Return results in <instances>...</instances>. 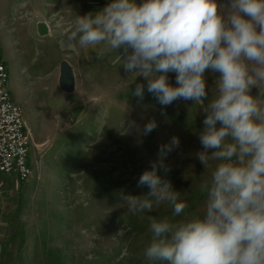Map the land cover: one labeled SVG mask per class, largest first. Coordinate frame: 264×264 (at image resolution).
<instances>
[{
    "label": "rangeland",
    "instance_id": "rangeland-1",
    "mask_svg": "<svg viewBox=\"0 0 264 264\" xmlns=\"http://www.w3.org/2000/svg\"><path fill=\"white\" fill-rule=\"evenodd\" d=\"M109 2L0 0V58L10 99L32 136L30 176L0 178V264H148L150 218L172 217V208L163 202L133 213L119 193L149 191L137 187L138 179L173 136L180 146L165 160L171 168L165 178L181 193L186 213L203 210L200 188L216 161L205 169L196 157L205 117L199 103L177 100L162 109L147 81L133 82L120 67L118 53L98 57L68 41L78 15ZM40 22L49 35H35ZM65 66L73 75L68 90L58 84ZM175 75L169 73L173 85ZM217 76L205 73L210 99ZM137 83L145 85L143 100L133 95ZM153 119L158 127L144 135Z\"/></svg>",
    "mask_w": 264,
    "mask_h": 264
},
{
    "label": "clouds",
    "instance_id": "clouds-1",
    "mask_svg": "<svg viewBox=\"0 0 264 264\" xmlns=\"http://www.w3.org/2000/svg\"><path fill=\"white\" fill-rule=\"evenodd\" d=\"M68 41L98 57L118 53L120 67L133 82L144 78L162 109L193 101L205 114L196 157L205 169L216 164L200 188L202 212L186 213L165 178L178 136L159 146L140 175L146 194L119 193L133 213L163 202L172 208V217L150 218L148 264H264V0H110L78 15ZM207 71L218 74L211 99ZM144 90L137 83L133 95L143 100ZM157 127L150 120L143 134Z\"/></svg>",
    "mask_w": 264,
    "mask_h": 264
},
{
    "label": "built area",
    "instance_id": "built-area-1",
    "mask_svg": "<svg viewBox=\"0 0 264 264\" xmlns=\"http://www.w3.org/2000/svg\"><path fill=\"white\" fill-rule=\"evenodd\" d=\"M7 79L6 65L0 58V178L13 177L23 182L30 176L32 136L20 108L10 99Z\"/></svg>",
    "mask_w": 264,
    "mask_h": 264
},
{
    "label": "water",
    "instance_id": "water-1",
    "mask_svg": "<svg viewBox=\"0 0 264 264\" xmlns=\"http://www.w3.org/2000/svg\"><path fill=\"white\" fill-rule=\"evenodd\" d=\"M36 34L39 37H44L48 34L46 25L44 22L36 23L35 25ZM59 88L62 90H68L73 84V75L69 67H62L59 71L58 78Z\"/></svg>",
    "mask_w": 264,
    "mask_h": 264
},
{
    "label": "bare ground",
    "instance_id": "bare-ground-1",
    "mask_svg": "<svg viewBox=\"0 0 264 264\" xmlns=\"http://www.w3.org/2000/svg\"><path fill=\"white\" fill-rule=\"evenodd\" d=\"M45 24V23H44ZM46 25V28H47V31H48V34L47 35H49V27H48V25L47 24H45Z\"/></svg>",
    "mask_w": 264,
    "mask_h": 264
},
{
    "label": "crops",
    "instance_id": "crops-1",
    "mask_svg": "<svg viewBox=\"0 0 264 264\" xmlns=\"http://www.w3.org/2000/svg\"><path fill=\"white\" fill-rule=\"evenodd\" d=\"M36 25V24H35ZM35 35H36V30H35Z\"/></svg>",
    "mask_w": 264,
    "mask_h": 264
}]
</instances>
